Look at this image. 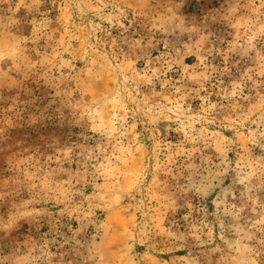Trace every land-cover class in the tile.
I'll list each match as a JSON object with an SVG mask.
<instances>
[{"label":"clouds","instance_id":"1","mask_svg":"<svg viewBox=\"0 0 264 264\" xmlns=\"http://www.w3.org/2000/svg\"><path fill=\"white\" fill-rule=\"evenodd\" d=\"M0 264H264V0H0Z\"/></svg>","mask_w":264,"mask_h":264},{"label":"rangeland","instance_id":"2","mask_svg":"<svg viewBox=\"0 0 264 264\" xmlns=\"http://www.w3.org/2000/svg\"><path fill=\"white\" fill-rule=\"evenodd\" d=\"M195 62V58L194 57H189L188 59H186L185 63H194Z\"/></svg>","mask_w":264,"mask_h":264}]
</instances>
